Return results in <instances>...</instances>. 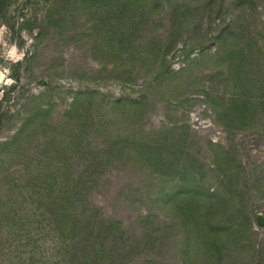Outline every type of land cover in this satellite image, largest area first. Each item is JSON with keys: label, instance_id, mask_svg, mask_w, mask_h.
<instances>
[{"label": "trees", "instance_id": "obj_1", "mask_svg": "<svg viewBox=\"0 0 264 264\" xmlns=\"http://www.w3.org/2000/svg\"><path fill=\"white\" fill-rule=\"evenodd\" d=\"M17 1L0 0V24L13 37L21 39L23 27L42 37L82 14L93 22L86 50L100 71L122 82L144 71L145 81L138 96L84 89L59 109L48 83L15 110L29 52L10 64L14 82L0 99V264H264V237L254 229L261 208L250 197L253 187L264 199V163L247 171L234 145L204 142L186 116L194 102L181 98L183 81L169 62L188 27L207 23L206 42L216 49L190 67L210 64L224 85L202 89L207 104L229 134L260 124L264 0H47L42 19L19 27L9 12ZM148 20L166 31L147 37ZM157 93L176 100L166 99V121L148 127ZM6 129L14 132L1 139ZM111 185L112 212L98 197Z\"/></svg>", "mask_w": 264, "mask_h": 264}, {"label": "rangeland", "instance_id": "obj_2", "mask_svg": "<svg viewBox=\"0 0 264 264\" xmlns=\"http://www.w3.org/2000/svg\"><path fill=\"white\" fill-rule=\"evenodd\" d=\"M23 1L18 0L9 9V12L18 18V27L23 19L34 20L35 16L39 20L42 19L51 4L47 0H32L26 8H23L21 5ZM259 11L261 20L258 30L264 52V7H261ZM157 19V16L154 17V21ZM72 21V24L62 22L39 38L35 37L38 33L37 28L30 30L23 27L20 36L24 42L17 36L13 37L8 25L0 24V99L2 97L1 89L14 82L11 77L10 64L25 60L27 51L29 52L27 69L23 70V79L12 100V108L15 110L24 105L29 95H40L46 91L45 85L48 83L54 89L51 92L52 96L50 94L49 96L56 101L58 109L67 106L76 92L84 89L99 90L110 98L120 95L138 96L140 94L145 81L144 71L138 75L136 82H122L113 77L112 74L100 71V61L86 50L90 43V37L87 33H91L90 26L93 22L87 21L82 14L77 15ZM163 22L169 23L167 18L163 19ZM144 27H146L147 37L166 31V27L163 28L159 22L154 24L149 20ZM206 27L207 23L205 22L198 27L191 24L169 56L171 69L175 72L176 78L178 81H183V83H179L182 91L185 92L181 94V98L191 97V102H194V105L184 107L187 111L186 116L191 128L203 137L204 142L209 139L225 147L234 145L237 149L236 155L241 159L244 168L247 171H254L264 163V118L260 124L251 129L238 131L234 134L227 133L217 123L214 110L207 104L202 94V89L210 90L213 87L222 92L224 85L219 84L220 78L211 75L210 64L204 61L190 71L193 60L199 59L203 50L211 49L213 51L216 49L215 44L206 42ZM202 40H204L202 46L188 54L189 48ZM188 71L189 73H187ZM135 74L134 72L130 76L133 77ZM191 82L192 84H189ZM48 99L45 98L46 101ZM155 99L157 105L150 116L148 127L151 125L159 126L166 121V99L174 101L175 97L174 95L167 96L157 93ZM13 132L14 130L11 129L4 130L1 139H5L7 135H11ZM203 148V155H205L207 162L211 163L212 149L205 143H203ZM114 189L115 185H111L105 197L104 194L98 196L102 203L107 204V209L110 212L114 210L112 207ZM252 192L254 193L250 194L252 207L255 209L254 204L260 206L261 210L258 211L257 215L264 217V199L255 196L256 192L253 187ZM254 229L260 237H264V225L255 221Z\"/></svg>", "mask_w": 264, "mask_h": 264}, {"label": "water", "instance_id": "obj_3", "mask_svg": "<svg viewBox=\"0 0 264 264\" xmlns=\"http://www.w3.org/2000/svg\"><path fill=\"white\" fill-rule=\"evenodd\" d=\"M258 220L261 225H264V217L262 215L258 216Z\"/></svg>", "mask_w": 264, "mask_h": 264}]
</instances>
